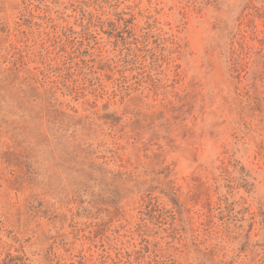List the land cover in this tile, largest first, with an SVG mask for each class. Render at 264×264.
I'll use <instances>...</instances> for the list:
<instances>
[{"label": "rangeland", "instance_id": "1", "mask_svg": "<svg viewBox=\"0 0 264 264\" xmlns=\"http://www.w3.org/2000/svg\"><path fill=\"white\" fill-rule=\"evenodd\" d=\"M7 254L264 264V0H0Z\"/></svg>", "mask_w": 264, "mask_h": 264}, {"label": "trees", "instance_id": "2", "mask_svg": "<svg viewBox=\"0 0 264 264\" xmlns=\"http://www.w3.org/2000/svg\"><path fill=\"white\" fill-rule=\"evenodd\" d=\"M89 1H94V0H89ZM113 15L116 18L114 20L108 21L110 27L116 28L117 27L116 25H119L121 21L124 22L125 26H127L129 23H132L131 22L132 18H129V20L128 19L123 20V18H121V12L115 11L113 13ZM98 19L101 21L100 17H98ZM24 259H26V258H23V256H20V255L11 256L10 254H7V259L6 258L2 259L0 264H18V262H20L21 260H24ZM137 264H141V263H137ZM147 264H168V263L164 262L163 260L154 259L153 261L147 262Z\"/></svg>", "mask_w": 264, "mask_h": 264}]
</instances>
